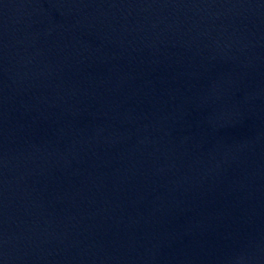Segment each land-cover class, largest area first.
<instances>
[{"label":"water","instance_id":"water-1","mask_svg":"<svg viewBox=\"0 0 264 264\" xmlns=\"http://www.w3.org/2000/svg\"><path fill=\"white\" fill-rule=\"evenodd\" d=\"M0 264H264V0H0Z\"/></svg>","mask_w":264,"mask_h":264}]
</instances>
